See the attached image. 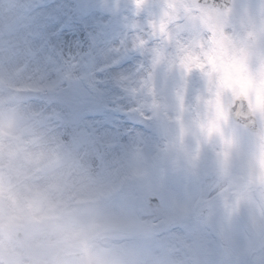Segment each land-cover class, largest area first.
Returning a JSON list of instances; mask_svg holds the SVG:
<instances>
[{
	"label": "clouds",
	"instance_id": "clouds-1",
	"mask_svg": "<svg viewBox=\"0 0 264 264\" xmlns=\"http://www.w3.org/2000/svg\"><path fill=\"white\" fill-rule=\"evenodd\" d=\"M0 264H264V0H0Z\"/></svg>",
	"mask_w": 264,
	"mask_h": 264
},
{
	"label": "rangeland",
	"instance_id": "rangeland-1",
	"mask_svg": "<svg viewBox=\"0 0 264 264\" xmlns=\"http://www.w3.org/2000/svg\"><path fill=\"white\" fill-rule=\"evenodd\" d=\"M53 29L59 27L58 23H53L51 25ZM61 35L65 40H75L80 39L81 41L86 42V30L85 27L79 23L74 22L70 27L64 28L61 30ZM108 115V114H105ZM109 118H112L109 116Z\"/></svg>",
	"mask_w": 264,
	"mask_h": 264
}]
</instances>
